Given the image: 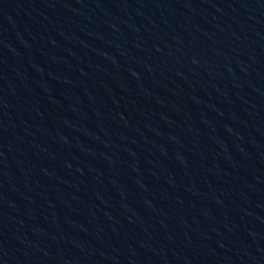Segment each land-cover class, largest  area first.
Segmentation results:
<instances>
[{"label": "water", "instance_id": "95a60500", "mask_svg": "<svg viewBox=\"0 0 264 264\" xmlns=\"http://www.w3.org/2000/svg\"><path fill=\"white\" fill-rule=\"evenodd\" d=\"M0 264H264V0H0Z\"/></svg>", "mask_w": 264, "mask_h": 264}]
</instances>
